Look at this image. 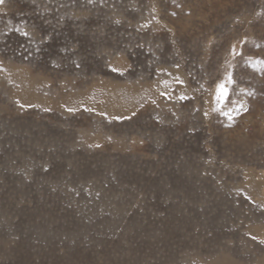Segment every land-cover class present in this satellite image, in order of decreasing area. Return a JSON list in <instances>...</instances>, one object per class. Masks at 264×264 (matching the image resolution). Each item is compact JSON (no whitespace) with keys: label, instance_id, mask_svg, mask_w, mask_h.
Here are the masks:
<instances>
[{"label":"rangeland","instance_id":"obj_1","mask_svg":"<svg viewBox=\"0 0 264 264\" xmlns=\"http://www.w3.org/2000/svg\"><path fill=\"white\" fill-rule=\"evenodd\" d=\"M0 264H264V0L0 3Z\"/></svg>","mask_w":264,"mask_h":264},{"label":"bare ground","instance_id":"obj_2","mask_svg":"<svg viewBox=\"0 0 264 264\" xmlns=\"http://www.w3.org/2000/svg\"><path fill=\"white\" fill-rule=\"evenodd\" d=\"M220 55V54H219ZM14 74V73H13ZM16 75V74H15ZM26 76H24V78H25ZM16 78H18V77H16ZM20 78V77H19ZM21 81V80H20ZM27 83V82H26ZM25 83V84H26ZM105 84V83H104ZM23 85V84H22ZM27 85V84H26ZM26 85H24V86H26ZM30 85H31V83H30ZM107 85V84H106ZM109 86H110V84H108ZM30 87V86H29ZM124 87V86H123ZM22 88H23V86H22ZM26 88V87H25ZM114 88V87H113ZM26 90V89H25ZM127 90V89H126ZM17 91V90H16ZM16 91H15V93H16ZM20 91V90H19ZM22 91V90H21ZM32 91V90H31ZM105 91V90H104ZM14 93V92H13ZM21 94H22V92H20ZM30 93V92H29ZM105 93H107V90L105 91ZM109 93V92H108ZM107 93V94H108ZM19 94V93H18ZM32 94V93H31ZM112 94H113V92H112ZM19 96V95H18ZM110 96H111V94H110ZM27 97V96H26ZM116 97V96H115ZM19 99H20V97H19ZM24 99V98H23ZM103 100V99H102ZM113 101V100H112ZM23 102H27V101H23ZM29 102V101H28ZM33 103V102H32ZM31 104V103H30ZM114 104H116V103H114ZM20 105V104H19ZM116 105H118V104H116ZM115 105V106H116ZM114 106V105H113ZM109 109V108H108ZM105 110V109H104ZM115 111V110H114ZM110 144V143H109ZM116 147V146H115ZM249 150V149H248Z\"/></svg>","mask_w":264,"mask_h":264},{"label":"snow or ice","instance_id":"obj_3","mask_svg":"<svg viewBox=\"0 0 264 264\" xmlns=\"http://www.w3.org/2000/svg\"><path fill=\"white\" fill-rule=\"evenodd\" d=\"M4 2V0H0V3H3ZM221 88H223V86L221 85Z\"/></svg>","mask_w":264,"mask_h":264}]
</instances>
